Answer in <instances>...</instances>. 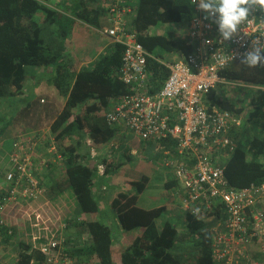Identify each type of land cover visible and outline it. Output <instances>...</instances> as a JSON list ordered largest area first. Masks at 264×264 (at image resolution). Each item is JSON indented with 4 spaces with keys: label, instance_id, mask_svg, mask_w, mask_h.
I'll list each match as a JSON object with an SVG mask.
<instances>
[{
    "label": "trees",
    "instance_id": "16d2710c",
    "mask_svg": "<svg viewBox=\"0 0 264 264\" xmlns=\"http://www.w3.org/2000/svg\"><path fill=\"white\" fill-rule=\"evenodd\" d=\"M46 1L0 0V104L2 98L25 93L34 84H30L33 78L34 81L37 79L35 83L46 82L56 87V95L66 101L60 111L54 100L51 102L39 95L33 96V91L28 99L24 96L26 102L22 107L0 109V112L13 109L11 117L0 125V163L5 168L3 178L10 164L8 151L4 154L1 141L10 138L9 128L17 126L13 133L16 136L41 129L51 121L52 131L61 142L65 171L59 177L55 172L57 167L45 169L41 179L47 187V196L37 201H41L40 205L56 201L64 187L69 188L80 215L66 222V231L76 237L75 247L70 249V253L78 264H117L114 258L116 236L102 217L99 196L95 191L98 168L90 157L88 140L94 145L105 146L111 144L120 131L119 127L106 123L105 113L113 98L129 92L128 85L119 78L124 46L114 44L112 50L100 56L93 65L77 70L67 52V41L77 19L100 24V19L106 16V0L104 10L100 6L86 8L82 1L75 0L71 14L51 8ZM190 15V0H138L132 26L138 31V40L149 52L161 57L170 52L186 56L191 46L180 32L186 27ZM244 57L225 68L222 75L230 80L264 86V64L248 66L242 62ZM149 65L156 79L152 91H156L161 89L170 70L154 59L149 60ZM37 68H42V71L38 73ZM254 91L257 95L252 98L249 113L243 104L230 98L224 88L212 89L208 93L210 100L216 101V95L220 97L218 104L222 108L236 114L244 113L242 128L233 132L236 149L225 161L226 176L236 187L264 180V89ZM51 104L56 108L52 119L48 117ZM37 113L42 116L34 121ZM28 123L33 126H26ZM148 147L146 152L151 153L153 148ZM123 150L122 158L130 159V149L126 146ZM112 160L105 159L107 173L121 165L120 162L114 164ZM149 180L146 174L128 178L126 182L134 190L120 188L110 199V207L117 215L122 232L124 249L120 254V264H216L207 222L186 213L183 220L185 229L180 231L179 222L172 218L158 224V219L172 206L144 208L138 205L139 194L145 190ZM173 184L170 180L166 186L170 188ZM6 227L7 222L0 228L8 235ZM83 235L89 237L85 243L77 239ZM184 244L191 248L188 253L181 250ZM21 245L15 264H44V255L32 242Z\"/></svg>",
    "mask_w": 264,
    "mask_h": 264
},
{
    "label": "built area",
    "instance_id": "2783aa9c",
    "mask_svg": "<svg viewBox=\"0 0 264 264\" xmlns=\"http://www.w3.org/2000/svg\"><path fill=\"white\" fill-rule=\"evenodd\" d=\"M137 1L106 0V25L102 30L113 44L124 46L119 78L129 89L112 99L105 113L106 123L131 131L152 144L154 156L160 154L155 161L174 178L168 189L172 199L179 202L185 214L208 223L216 264H264V180L236 187L225 173V161L236 149L233 132L242 128L244 113L222 108L208 96L212 89L225 88L223 85L264 89L222 75L248 52L257 48L264 51V9L258 4L250 8L233 37L224 40L215 17L199 7L200 0H190L191 15L180 34L187 37L191 51L186 56L165 53L168 58H164L149 52L138 40V31L132 26ZM150 59L170 70L156 91H152L156 79ZM60 144L48 129L15 136L7 152L10 168L0 195V227L5 226L6 212L13 203L47 196L41 179L45 169L55 166L59 177L63 175ZM88 145L98 172L104 174L106 166L98 162L101 153L90 140ZM45 223V217L35 212L32 244L44 255V264H78L70 253L76 237L62 232L50 235ZM65 227L63 223L62 230ZM8 233L13 230L9 228ZM88 238L83 235L77 239L85 243Z\"/></svg>",
    "mask_w": 264,
    "mask_h": 264
},
{
    "label": "rangeland",
    "instance_id": "374dc122",
    "mask_svg": "<svg viewBox=\"0 0 264 264\" xmlns=\"http://www.w3.org/2000/svg\"><path fill=\"white\" fill-rule=\"evenodd\" d=\"M162 57L168 58V56L163 55ZM171 59V57H169ZM44 84H46L44 82ZM48 84V83H47ZM225 86L224 90L226 94L233 100L243 104L245 108L247 109V112L249 113L252 108V98L255 97L257 94V91H251L246 88H231L229 86ZM45 90L51 91V97L53 99V90L56 91L55 94H58L56 87L53 85L48 84L45 86ZM58 98L63 99L60 95H58ZM217 98L216 100L220 99L217 95L215 96ZM4 103L0 104V109H5ZM0 110V111H2ZM13 113V109H9L5 112H0V118L2 116V121H0V125L3 124L4 120H7L9 117H11V114ZM128 147L131 151V158L126 159L122 158L124 156V147ZM148 146L152 147V144L150 142L143 141L139 139L137 135L132 133L131 131L122 128L120 132H118L116 138L112 141L111 144L105 145V146H97L98 149L102 148V152L99 156V163L107 164L105 163V159H109L110 156H112V161L114 164H118L120 162V167L113 168L109 171V173H106V168L103 177L105 178L106 184L102 188L103 194L105 195H112V192L114 189L119 188H125V189H131L134 190V187L129 185L126 182V179L128 178H135L138 176H142L146 173L150 177V180L147 184V187L145 190L139 194V201L138 205L144 207V208H153L161 205H165L170 202V199H172L170 191L166 187V182L170 178L172 181L174 180L173 175L171 173H168L165 169V167L159 163L158 161H155L156 158L159 157L160 154L154 156V153H147L146 149H149ZM134 151V152H133ZM7 152V149H5L4 154ZM152 155V156H151ZM103 161V162H102ZM5 168L0 163V176H2V173L4 172ZM100 173L96 175V179L99 177ZM101 175V174H100ZM102 177V178H103ZM58 199L56 201H50L47 204H41V201H35L31 204L25 205L21 210V222H19L20 227L25 229L30 228L31 233H33V229L31 228V223L34 218V213L38 212L42 214V216L45 217L46 225L48 227V233L50 235H53L55 233H63L65 235H71L73 233H68L66 229L61 228V225L63 223L69 222L68 220L78 215L77 212V205L76 200L74 198L73 193L71 190L67 187H64L63 192L57 196ZM107 201V200H106ZM38 202V203H36ZM40 203V204H39ZM101 205V213L102 217L105 222H108L110 226L112 227L115 236H117L118 232L121 231L119 222L117 219L116 213L111 209L110 204L103 200V202L100 201ZM179 207V202H177ZM170 204V203H169ZM180 209V208H179ZM181 210V209H180ZM80 216V215H78ZM172 210H167L162 217L158 219V224H162L163 221L167 218L175 219L176 221H180L178 224V228L180 231H184L182 229L183 226V220L181 222V217H177ZM27 240L30 238L28 235H26ZM185 241V240H183ZM182 247V246H181ZM189 249H191L189 246H186L185 244L181 248V250L189 252ZM118 250L115 251L114 258L116 263L119 262V255ZM191 258L192 256L189 255ZM93 264V263H91Z\"/></svg>",
    "mask_w": 264,
    "mask_h": 264
},
{
    "label": "crops",
    "instance_id": "0c3cea01",
    "mask_svg": "<svg viewBox=\"0 0 264 264\" xmlns=\"http://www.w3.org/2000/svg\"><path fill=\"white\" fill-rule=\"evenodd\" d=\"M74 1L75 0H47L46 3L51 8H54L55 10H58L59 12H61L63 14H71L72 10L74 8V4H73ZM79 1H82L83 6H85L86 8H89V9H92L94 7L97 8L99 6L102 7L103 10L105 9V6H104L105 1L104 0H79ZM105 25H106V21H105L104 17L102 19H100V24L98 23V25L90 24L83 19H77V22L75 23V25L73 27L72 34L67 41V52H68L70 58H72V60H73V67L74 68L79 70L83 67L91 66L96 62V60L100 56H102V55L108 53L110 50H112V48L114 47V44L103 33V30H102V28L105 27ZM36 70L38 73H40L42 71V68H37ZM34 74H36V72H34ZM36 80L34 81V78L31 79L30 84H32V83H34V84L31 86V88L27 89L25 91V93H23L21 96H16V97L9 98V99L8 98H2L1 103H4L3 107L7 106L10 108H14V109L22 107L23 102H26L23 100V98L26 97V99H28L30 96L29 94L34 91V94H32L33 96L39 95L40 97L45 98L46 100H50L51 102H52V100H54L56 103H58L59 109L61 111L65 102H66L65 98H63L61 100V98H58V96L55 94L56 91L53 90L52 91L53 92V99H52L51 91L47 92L45 90V86H47L48 84L46 82H45L46 84H44V82L35 83ZM12 106H14V107H12ZM49 109H50V112H49L48 117H50L52 119L53 117H55L53 115L56 112L55 111L56 110L55 105L51 104ZM39 116H42V114L37 113L36 117L34 118V121H37ZM51 125L52 124L50 121L48 125H46L45 127L41 128V129H48V130L52 131ZM26 126H33V125L28 123V124H26ZM14 127L16 128L17 126L14 125V126H11L9 128L10 135H11V136H9L10 138L9 139L6 138V139L1 141L3 148H4L3 152L5 151V149H7V151L9 150L10 145H11L13 139L15 138V136L13 134L14 129H15ZM98 150H99V154H100L102 152V148L98 149ZM110 158H112V156H110ZM103 175L104 174L98 175L99 177L96 179L97 185L95 186V191L97 192V195L99 196V200L101 202H103V200H104L106 203L108 201V203L110 204V199H111L112 195L118 189H114V191L112 192V195L107 196V195L103 194V192H101V191H103L102 188L106 184V181H105V178L103 177ZM138 177H140V176H138ZM138 177H135V178H138ZM168 181H170V178L167 180V182ZM4 186H5V181H4L3 174H2V176H0V192L3 191L2 188H4ZM167 189H169V187H167ZM31 203L32 202H24L22 204L13 203L8 208V210L6 212V222L8 224V228L7 227L6 228L7 229L11 228L13 230V233L12 234L8 233V235H7V233H3L4 229L2 230L0 228V231H2V232H0V264H15V262L18 258V255L21 251V248H22L21 243L33 242V234L34 233L30 232L31 229L28 228V229H26L27 231H25V229L21 228L20 224H19V222H21V220H22V218H21L22 208L25 205L29 206V204H31ZM36 203H38V202H36ZM169 203H167L165 205L172 206V207H170V209L172 210V212L175 213V215L177 217L178 216L181 217V222H182V220L185 219V212L181 209L180 205L178 207V205H177L178 203L176 200L170 199ZM31 226H32V223H31ZM182 229H185V228H182ZM33 230H36V229L34 228ZM26 235H28L30 237V238H28L29 240H27ZM121 237H122V232L119 231L117 236H116V240L114 242V251L118 250V253H120V254L122 253V251L124 249L123 245L121 244ZM120 263H121V260L119 257L118 264H120Z\"/></svg>",
    "mask_w": 264,
    "mask_h": 264
},
{
    "label": "clouds",
    "instance_id": "9594fccd",
    "mask_svg": "<svg viewBox=\"0 0 264 264\" xmlns=\"http://www.w3.org/2000/svg\"><path fill=\"white\" fill-rule=\"evenodd\" d=\"M195 2V0H193ZM264 9V0H200L199 7L215 17L219 32L224 40H230L238 30V25L256 5ZM248 66L264 64V52L259 48L248 52L243 61Z\"/></svg>",
    "mask_w": 264,
    "mask_h": 264
}]
</instances>
